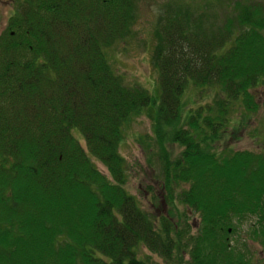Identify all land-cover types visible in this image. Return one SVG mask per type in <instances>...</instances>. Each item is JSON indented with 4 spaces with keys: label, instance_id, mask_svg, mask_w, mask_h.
Wrapping results in <instances>:
<instances>
[{
    "label": "trees",
    "instance_id": "1",
    "mask_svg": "<svg viewBox=\"0 0 264 264\" xmlns=\"http://www.w3.org/2000/svg\"><path fill=\"white\" fill-rule=\"evenodd\" d=\"M14 1L0 31V264H150L141 246L169 261L188 250V264H251L232 236L252 217L264 250V154L214 144L233 122L228 104L257 109L264 2L167 0L153 33L155 100L125 85L104 52L130 34L133 0ZM207 87L224 98L202 103ZM143 113L152 135L140 144L176 222L144 211L125 187L124 126Z\"/></svg>",
    "mask_w": 264,
    "mask_h": 264
},
{
    "label": "rangeland",
    "instance_id": "2",
    "mask_svg": "<svg viewBox=\"0 0 264 264\" xmlns=\"http://www.w3.org/2000/svg\"><path fill=\"white\" fill-rule=\"evenodd\" d=\"M256 1L264 2V0ZM166 2L167 0H133L134 20L130 26V34H127L122 40H119L112 46L108 52L109 55L106 51L107 49H104L106 58L114 74L127 86L140 85L155 100L159 99L160 87L159 83H157V86L155 85L158 73L153 65V46L155 44L153 33L157 30V17L163 11V6ZM17 4L14 0H0V31L4 29L9 16L13 13ZM212 9L217 10L215 12L221 18H223L222 14L226 12L224 6L215 5ZM193 91L189 90L187 92L186 90L183 95V101H187L186 94L190 97ZM250 93L253 95L255 103H257L256 111L246 112L243 102H239L238 100L228 104V118L233 120V122L229 130H226L225 138L214 144V149L218 153L231 154L235 151L247 150L264 154V84L254 87ZM217 96L219 99L224 98V94L220 89L207 87L201 95L203 98L206 97V100L201 99V102L205 103L207 100H210L208 102L214 104V101L218 100ZM239 104L242 111L240 114L237 112ZM186 109L189 110L190 105ZM72 134L81 146L85 147L84 139L80 132L72 131ZM151 135L152 122L150 117L145 113L134 116L125 124L123 141L119 148L128 166V178L125 187L137 199L144 211L156 218L162 215L166 219L176 222L177 210H171V207L164 205L159 199V189L155 182L156 172L153 169V163H149V153L140 144L142 138ZM169 150L173 153V158L181 151L179 146L176 145L171 146ZM97 166L103 174H108L102 164L97 163ZM154 194L158 196V201L153 200L152 195ZM176 206L180 210L184 208L179 203H176ZM197 217V215H193L192 212L188 211V223L192 234L196 232V228L199 225ZM253 222L254 219L252 217L244 219L240 230L232 236V242H234L236 247L245 252L251 264H264V250L260 243L250 235V225ZM236 239L237 242L234 241ZM185 244L186 242L183 241V246ZM139 255L148 257L150 264H180V261L182 264H188L187 261L189 259L188 250L183 251L180 258L173 253L169 261L151 253L145 246L140 247Z\"/></svg>",
    "mask_w": 264,
    "mask_h": 264
}]
</instances>
